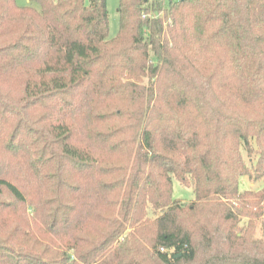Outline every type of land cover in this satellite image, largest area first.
Here are the masks:
<instances>
[{
	"label": "trees",
	"instance_id": "1",
	"mask_svg": "<svg viewBox=\"0 0 264 264\" xmlns=\"http://www.w3.org/2000/svg\"><path fill=\"white\" fill-rule=\"evenodd\" d=\"M165 1L120 0L110 39L106 0H0V264H264L233 234H205L200 254L183 223L236 198L241 148L264 168V0ZM187 175L195 200L177 205Z\"/></svg>",
	"mask_w": 264,
	"mask_h": 264
},
{
	"label": "rangeland",
	"instance_id": "2",
	"mask_svg": "<svg viewBox=\"0 0 264 264\" xmlns=\"http://www.w3.org/2000/svg\"><path fill=\"white\" fill-rule=\"evenodd\" d=\"M14 1L18 7L27 6V0ZM119 2L120 0H106L109 21L108 37L110 39L115 38L119 32V15L117 11ZM148 16L162 18L164 17V11L158 13L149 12L146 14V17ZM163 20V28L167 29L170 18ZM149 64L151 65L150 62ZM177 66L181 68L183 66L186 67L187 65L184 63H179ZM185 69L186 70L181 74L187 78V75H191V71L187 68ZM145 72L146 73L141 78L139 84L145 86V88H148L150 83L154 82L157 77L151 78L149 71L146 70ZM169 81H171V77L167 75V73L163 74L160 79L159 87L161 91L165 90L166 86L169 84ZM227 94L228 91H225L219 93L215 98L210 97L213 106L217 108V105L220 103L222 104ZM226 104L229 105V108H223L222 110L224 113L233 114V112H235L237 113L238 117L243 119H248V115H252L254 113V116H258L262 113L260 105L244 106L237 102V105L234 106V103L232 104L231 100L226 102ZM209 141L211 145L215 144V141L212 137L209 138ZM205 144L207 146V139L205 140ZM227 146L228 145L226 143L222 147L226 148ZM258 152L259 147L256 143H253L252 154H248L245 149L241 148V156L245 165L247 166L249 174L240 177L238 186L239 192L236 198L220 197L217 199H209L207 201L201 202V205L204 206L198 212L185 213V215H183L184 226H186L188 230L191 231V234H193V239L199 248L198 251H200V254H202V252L205 250L203 245H205L206 242L205 239L202 238L205 236V234H233L239 238L242 237V239H248L249 241H247V244L245 243L244 245L246 246L245 250L252 253L255 249H259L257 245H260H255L254 242L264 244V168L263 170H259L260 172L255 171L257 170V163L259 161ZM186 178V182L172 178V199L177 205L189 206L190 203L195 200L193 180L189 175H187ZM4 199H7V193L1 191L0 201ZM218 204H222L224 206L219 207ZM227 209H230L235 214L234 219L227 221L225 220L224 211ZM160 214V211L153 213L152 209L149 208L147 211V218L152 221ZM153 230L154 229H152V232L149 231V233L146 234L147 238L150 239L153 234ZM133 232L134 229H130L125 233V235L128 233L132 234ZM141 245H143L146 249L143 253V257H145L146 253L151 251L150 245L148 244V239L147 241H143ZM147 264H149V262H147Z\"/></svg>",
	"mask_w": 264,
	"mask_h": 264
}]
</instances>
